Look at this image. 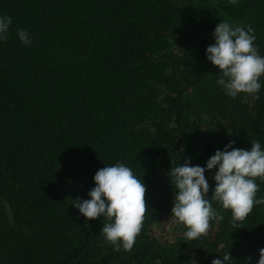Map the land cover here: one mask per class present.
I'll use <instances>...</instances> for the list:
<instances>
[{
  "label": "trees",
  "instance_id": "16d2710c",
  "mask_svg": "<svg viewBox=\"0 0 264 264\" xmlns=\"http://www.w3.org/2000/svg\"><path fill=\"white\" fill-rule=\"evenodd\" d=\"M0 16L12 20L0 41V264H212L227 253L224 264H257L264 204L234 228L211 201L218 169L205 171L206 198L223 220L207 235L163 243L150 228L171 212L172 167H206L231 141L264 150V76L258 93L231 98L206 56L220 22L251 27L264 56V0H0ZM116 161L146 186L131 251L106 241V218L73 206Z\"/></svg>",
  "mask_w": 264,
  "mask_h": 264
},
{
  "label": "clouds",
  "instance_id": "9594fccd",
  "mask_svg": "<svg viewBox=\"0 0 264 264\" xmlns=\"http://www.w3.org/2000/svg\"><path fill=\"white\" fill-rule=\"evenodd\" d=\"M230 3L236 5L237 0H230ZM11 24V17L0 16V41L8 39ZM23 29L18 30V38L30 45V34ZM213 36L215 43L207 47L206 56L220 70L216 83L231 98L239 93H258L261 89L259 79L264 76V56L255 46L254 30L220 22ZM233 144L231 141L224 150H217L208 159L206 167L190 166V162L185 161L172 167L169 173L175 191L171 216L186 228L184 236L189 241L207 235L211 221L223 220L211 201H217L223 209L231 211L234 228H238L237 222L244 221L252 212L254 205L264 204V198H256L259 191L256 179L264 180V150H261L260 142H251L250 150L233 148ZM125 163L116 161L111 163L112 166L99 169L93 177L95 187L88 193L90 199L81 202L77 198L73 206L86 220L106 218L108 222L101 231L106 241L113 245L119 243L125 251H131L147 211L146 186ZM214 168L218 170L213 177L215 188L210 201L206 198L210 186L205 171ZM114 250L119 252L120 247ZM225 261H231L229 253L223 259H214L212 264H224ZM257 264H264V249L259 251Z\"/></svg>",
  "mask_w": 264,
  "mask_h": 264
},
{
  "label": "rangeland",
  "instance_id": "374dc122",
  "mask_svg": "<svg viewBox=\"0 0 264 264\" xmlns=\"http://www.w3.org/2000/svg\"><path fill=\"white\" fill-rule=\"evenodd\" d=\"M172 198H175V196ZM171 207H173V201ZM171 215L172 213L169 212L161 217H158L155 224H153L150 228L152 237L159 239L163 243L172 242L174 236L184 234V226L182 224H177L175 222V218ZM214 237V231H212L211 238L215 239ZM187 256L191 257V254L187 253Z\"/></svg>",
  "mask_w": 264,
  "mask_h": 264
}]
</instances>
